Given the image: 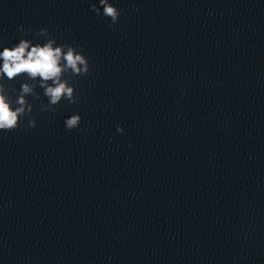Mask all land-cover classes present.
<instances>
[{
    "label": "clouds",
    "instance_id": "clouds-1",
    "mask_svg": "<svg viewBox=\"0 0 264 264\" xmlns=\"http://www.w3.org/2000/svg\"><path fill=\"white\" fill-rule=\"evenodd\" d=\"M91 5V10L96 15L110 20L109 28H114L121 16V10L115 7L110 0H98ZM102 8V11H101ZM19 31L25 33L32 29H24L19 26ZM37 37H43L44 43H33L31 40L22 38L12 47H3L0 51V132H12L21 126L22 119H27L29 128L36 127V120L32 118L33 100H40V93L36 91L39 87L43 89V96L48 103H41V111H55V106L62 100L71 104L78 103L75 86L65 78L66 73L71 76H86L90 71L88 58L77 46L68 44H57L47 28H41L35 33ZM18 76H26L27 81L21 84L15 100L11 98L10 89L5 83L12 81ZM15 92V89H11ZM81 116L73 114L65 120V127L71 131L79 127ZM118 132L123 128L117 127Z\"/></svg>",
    "mask_w": 264,
    "mask_h": 264
}]
</instances>
